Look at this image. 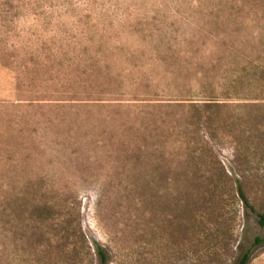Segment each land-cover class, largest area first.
<instances>
[{"label":"rangeland","instance_id":"374dc122","mask_svg":"<svg viewBox=\"0 0 264 264\" xmlns=\"http://www.w3.org/2000/svg\"><path fill=\"white\" fill-rule=\"evenodd\" d=\"M262 70L264 0H0V264H264Z\"/></svg>","mask_w":264,"mask_h":264},{"label":"trees","instance_id":"16d2710c","mask_svg":"<svg viewBox=\"0 0 264 264\" xmlns=\"http://www.w3.org/2000/svg\"><path fill=\"white\" fill-rule=\"evenodd\" d=\"M262 72L264 74V70H262ZM243 78L244 77H242L241 74H237V75L233 76L232 79H230V81H229L230 89H233V91H229V92L224 93V94L227 96L235 97V98L241 97L242 93H240V91H238L237 87L240 85ZM255 78H256V76H255ZM215 94H217V93L215 92ZM206 104H208L210 106L211 104H220V103H212V102L210 103L209 102ZM238 191H239V194H240L242 200L244 201L245 205L250 206V202H249L248 198L246 197L245 193L243 192L240 182H238ZM259 224L261 226H264V212L259 214ZM257 242H260V239H257ZM95 246H96L95 247L96 253L100 259V264H108V254H107L106 250L99 244H96ZM250 259H251V251H247L242 256V258L240 259L238 264H248Z\"/></svg>","mask_w":264,"mask_h":264}]
</instances>
